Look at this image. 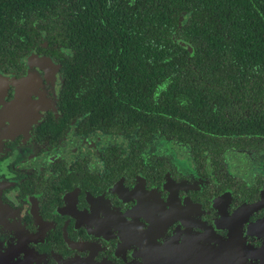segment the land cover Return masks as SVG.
Segmentation results:
<instances>
[{"label": "flooded vegetation", "instance_id": "af4514ba", "mask_svg": "<svg viewBox=\"0 0 264 264\" xmlns=\"http://www.w3.org/2000/svg\"><path fill=\"white\" fill-rule=\"evenodd\" d=\"M243 17L264 41V4ZM53 38L0 60V264H264V61L222 124L195 100L210 126L170 134L162 111L133 117L117 85L70 74Z\"/></svg>", "mask_w": 264, "mask_h": 264}, {"label": "trees", "instance_id": "16d2710c", "mask_svg": "<svg viewBox=\"0 0 264 264\" xmlns=\"http://www.w3.org/2000/svg\"><path fill=\"white\" fill-rule=\"evenodd\" d=\"M259 4L264 0H0V60L17 62L32 37L33 48L54 37L74 53L63 65L74 68L70 74L91 69L92 82L115 84L134 102L133 117L141 119L143 108L155 117L162 111L166 132L187 134L192 121L210 126L192 111L195 100H213L212 122L222 124L225 101L238 98L241 78L264 61V41L243 17ZM81 53L95 63L77 65ZM149 85L162 86V96Z\"/></svg>", "mask_w": 264, "mask_h": 264}, {"label": "water", "instance_id": "95a60500", "mask_svg": "<svg viewBox=\"0 0 264 264\" xmlns=\"http://www.w3.org/2000/svg\"><path fill=\"white\" fill-rule=\"evenodd\" d=\"M181 43L184 44L185 46H187L190 51H193V48L188 43H186L184 41H181ZM40 60H41L42 65L46 68V70H49L48 64L51 63V60L48 61V60H45L44 58H41Z\"/></svg>", "mask_w": 264, "mask_h": 264}]
</instances>
